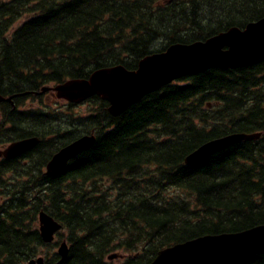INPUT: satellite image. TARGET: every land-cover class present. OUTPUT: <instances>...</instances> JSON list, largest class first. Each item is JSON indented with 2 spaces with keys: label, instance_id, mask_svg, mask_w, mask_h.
Returning <instances> with one entry per match:
<instances>
[{
  "label": "trees",
  "instance_id": "obj_1",
  "mask_svg": "<svg viewBox=\"0 0 264 264\" xmlns=\"http://www.w3.org/2000/svg\"><path fill=\"white\" fill-rule=\"evenodd\" d=\"M263 17L264 0H0V95L24 107L0 104L3 120L14 112L24 124V132L0 124L1 139L38 135L46 155L96 135L53 177L43 165L35 176L33 166L0 161V264L38 256L55 264L60 257L47 252L61 240L62 264H150L172 245L264 225V61L184 77L116 117L98 96L84 103L87 113L68 104L71 114H57L35 95L97 69L134 70L170 45ZM232 133L261 137L184 163L203 143ZM41 211L61 224L59 242H43ZM112 254L125 258L109 261ZM248 264H264V253Z\"/></svg>",
  "mask_w": 264,
  "mask_h": 264
},
{
  "label": "water",
  "instance_id": "obj_2",
  "mask_svg": "<svg viewBox=\"0 0 264 264\" xmlns=\"http://www.w3.org/2000/svg\"><path fill=\"white\" fill-rule=\"evenodd\" d=\"M264 61V17L248 23L243 29L230 28L204 41L173 44L164 51L142 58L134 70L122 65L93 71L88 78L71 79L50 89L57 99L80 104L98 96L108 103V112L119 116L146 95L181 78L197 75L210 69H235ZM12 97L0 95V103L11 102ZM260 133L232 134L206 143L191 153L186 164H195L242 141L259 139ZM96 138L84 136L62 147L48 162L46 175L61 173L67 163L90 148ZM38 138L23 139L0 150V158L13 159L32 149ZM39 233L44 243H53L61 224L41 211L38 215ZM264 253V225L228 234L205 235L160 250L150 264H247ZM62 264L68 255L66 241L57 248ZM113 254L109 260L116 259ZM27 264H45L43 257Z\"/></svg>",
  "mask_w": 264,
  "mask_h": 264
},
{
  "label": "flooded vegetation",
  "instance_id": "obj_3",
  "mask_svg": "<svg viewBox=\"0 0 264 264\" xmlns=\"http://www.w3.org/2000/svg\"><path fill=\"white\" fill-rule=\"evenodd\" d=\"M42 99L44 100L43 101L44 103L45 102L47 103V102H50V99L51 100L55 99V97L53 96V93H47L45 95H42ZM9 105L12 107V109H21L20 107L15 106L14 100H13V102H10ZM4 116H6V114H3L0 112V124L4 126L5 132H9V131H13V130L24 132V128H23L24 124L21 123L20 118H17L16 113L12 112V113L8 114V118L3 120ZM34 127L39 128L38 130L35 129L37 132L40 131V129H41V120H40V117L38 115L34 118ZM28 138H38L39 143L35 147L26 151L25 153L21 154L18 157H15L13 159L0 158V161L6 160V161L10 162L11 164L18 166V167H21L23 169L27 168L28 166L32 167V166H34L35 163L38 166L41 163V149L38 148V145L41 142V137L38 135H35V136L29 135L27 137H15L13 139L11 138V139H8L6 141L2 140L0 137V149L3 150L7 146H9L11 143H14V142H17V141H20L23 139H28ZM52 139H53V137L48 141H51ZM45 141H47V140H45ZM57 151H55L53 154H46L45 155V156H48L49 159L45 162V164L42 168L43 173L45 172V169H46L48 162L57 153Z\"/></svg>",
  "mask_w": 264,
  "mask_h": 264
},
{
  "label": "rangeland",
  "instance_id": "obj_4",
  "mask_svg": "<svg viewBox=\"0 0 264 264\" xmlns=\"http://www.w3.org/2000/svg\"><path fill=\"white\" fill-rule=\"evenodd\" d=\"M25 19H26L25 17L21 18V20H19V22L15 25V27L17 25H20ZM25 102H26V105H28V106L39 107L38 101L33 102V100H26ZM46 105L49 106V109H51L53 112H55L57 114H68V113L71 114L72 111H74L75 113H87L86 104L78 105V106L74 107L72 109V111L68 110V104L67 103L61 102V101L60 102L55 101V99H53V100L50 99V102H47ZM19 107L23 108V106H19ZM59 241H60V239L57 238V242H59ZM54 252H57V247L49 250V252H47V253H54ZM45 254H46V252H45ZM124 258L117 259V260H115V262L121 263L124 260Z\"/></svg>",
  "mask_w": 264,
  "mask_h": 264
},
{
  "label": "bare ground",
  "instance_id": "obj_5",
  "mask_svg": "<svg viewBox=\"0 0 264 264\" xmlns=\"http://www.w3.org/2000/svg\"><path fill=\"white\" fill-rule=\"evenodd\" d=\"M242 29H243V28H242ZM153 54H154V53H153ZM181 79H182V78H181ZM176 81H177V80H176ZM146 96H147V95H146ZM3 97H4V96H3ZM13 98H14V97H13ZM13 98H12V99H13ZM143 98H144V97H143ZM143 98H142V99H143ZM142 99H141V100H142ZM132 106H133V105H132ZM129 108H130V107H129ZM91 134H92V133H91ZM91 134H85V133H84V134L78 136L75 140H77V139H79V138H81V137H84V136H91ZM232 134H240V133H232ZM232 134H229V135H232ZM229 135H226V136H229ZM95 136H96V135H95ZM226 136H224V137H226ZM220 138H223V137H219V138H215V139L209 140V141L203 143L202 145H204V144H206V143H209V142H211V141H213V140L220 139ZM95 141H96V140H95ZM94 143H95V142H94ZM202 145H200L199 147H201ZM199 147H198V148H199ZM198 148H196L195 150H197ZM195 150H194V151H195ZM224 150H225V149H224ZM194 151H193V152H194ZM193 152H191V153H193ZM219 152H220V151H219ZM191 153H190V154H191ZM190 154H189V155H190ZM189 155H188V156H189ZM188 156H186V158H187ZM209 157H210V156H209ZM186 158L184 159V163H185ZM207 158H208V157H207ZM48 159H49V157H48V156H45V155L43 154V155H41V163H40L38 166L36 165V163L34 164L33 167H34V175H35V176H39V172H38V170L41 168L42 165L44 166L45 162H46ZM204 160H205V159H204ZM43 163H44V164H43ZM185 164H186V163H185ZM186 165H191V164H186ZM43 166H42V167H43ZM66 167H67V166H66ZM49 177H52V176H49ZM57 247H58V246H57ZM256 257H257V256H256ZM247 264H248V263H247Z\"/></svg>",
  "mask_w": 264,
  "mask_h": 264
}]
</instances>
